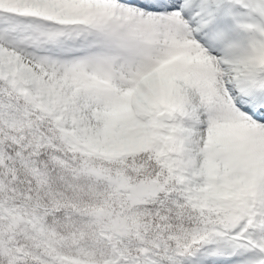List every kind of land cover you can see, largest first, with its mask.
<instances>
[{"label": "snow or ice", "instance_id": "1", "mask_svg": "<svg viewBox=\"0 0 264 264\" xmlns=\"http://www.w3.org/2000/svg\"><path fill=\"white\" fill-rule=\"evenodd\" d=\"M0 264H264V0H0Z\"/></svg>", "mask_w": 264, "mask_h": 264}]
</instances>
